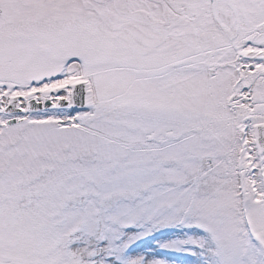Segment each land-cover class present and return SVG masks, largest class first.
<instances>
[{"label":"snow or ice","instance_id":"obj_1","mask_svg":"<svg viewBox=\"0 0 264 264\" xmlns=\"http://www.w3.org/2000/svg\"><path fill=\"white\" fill-rule=\"evenodd\" d=\"M0 264H264V0H0Z\"/></svg>","mask_w":264,"mask_h":264}]
</instances>
